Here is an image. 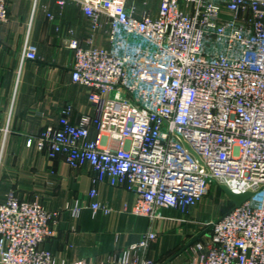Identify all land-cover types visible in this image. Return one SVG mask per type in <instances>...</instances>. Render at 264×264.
<instances>
[{
  "label": "built area",
  "instance_id": "obj_1",
  "mask_svg": "<svg viewBox=\"0 0 264 264\" xmlns=\"http://www.w3.org/2000/svg\"><path fill=\"white\" fill-rule=\"evenodd\" d=\"M9 1L0 0V27ZM73 1L93 33L105 20L110 47L68 42L72 80L88 87L94 113L72 122L68 105L38 148L52 160L63 155L73 169H93L94 210H111L98 199L102 183L133 192V212L150 218L164 208L187 214L214 186L251 191L204 222L209 229L187 248L186 264H264V0H161L156 17H138L128 0ZM38 58L27 38L22 60ZM79 208L78 201L64 205ZM59 214L9 191L0 203V264H66L44 247ZM157 238L151 230L122 248L120 263L160 264L146 253Z\"/></svg>",
  "mask_w": 264,
  "mask_h": 264
},
{
  "label": "crops",
  "instance_id": "obj_2",
  "mask_svg": "<svg viewBox=\"0 0 264 264\" xmlns=\"http://www.w3.org/2000/svg\"><path fill=\"white\" fill-rule=\"evenodd\" d=\"M160 1L128 0V5L135 7L138 17L145 12L156 17ZM27 38L38 46L40 58L22 60ZM73 39L85 47H110L109 25L104 20L93 33L90 19L73 0L63 6L57 0H38L35 9L34 0L9 1L8 20L0 27V203L13 190L20 199H37L49 209H59L52 223L54 233L44 247L66 264H105L110 257L121 264V249L151 230L158 232V238L147 255L160 264H186L188 249L172 256L200 233L201 222L209 220L200 219L211 205L208 197L187 214L164 208L162 217L150 218L133 212V192L102 183L97 184L98 199L111 210H94L89 196L93 169L89 165L73 169L63 155L52 160L38 148L42 131L49 124L58 125L68 105L72 122H78L84 112L94 113L88 87L72 80L75 53L68 42ZM97 134L95 126H90V138ZM101 142L116 145L108 136L101 137ZM76 201L77 213L64 209L66 203Z\"/></svg>",
  "mask_w": 264,
  "mask_h": 264
},
{
  "label": "rangeland",
  "instance_id": "obj_3",
  "mask_svg": "<svg viewBox=\"0 0 264 264\" xmlns=\"http://www.w3.org/2000/svg\"><path fill=\"white\" fill-rule=\"evenodd\" d=\"M217 190H219V192H217ZM206 197H208L209 200L211 201L210 204L212 206L214 205L213 206L214 210L211 207V205H209L208 209H206V211H205L206 213H203L202 216H200V219H202V218L207 219L209 217H210L209 220L215 219V218L219 217L221 215V213L224 212L232 204V202H230L231 200L229 201V203L227 202L228 196L225 194L223 189L221 187H218V186H214L212 188L210 194H208ZM212 212H214V213H212ZM206 221H208V220H206ZM200 225H201V227H198V228L202 230L204 222H201ZM190 240L191 239H189L188 241H190ZM187 255H188V257L185 259V261H188V258H190V256H191L190 251L187 252Z\"/></svg>",
  "mask_w": 264,
  "mask_h": 264
},
{
  "label": "water",
  "instance_id": "obj_4",
  "mask_svg": "<svg viewBox=\"0 0 264 264\" xmlns=\"http://www.w3.org/2000/svg\"><path fill=\"white\" fill-rule=\"evenodd\" d=\"M221 188L223 189V191L225 192V194L228 196V198L233 203V207L239 206L242 202H244L246 199H248L251 196V194H252L251 191H246V192H242V193H235L230 188H228L225 184H222L221 185ZM208 229L209 228H206V229L202 230L200 233H198L197 235H195L190 241H188L185 245H183V247H181L172 256V258L175 257V256H177L179 253H181L185 249H187L193 242H195L196 240H198Z\"/></svg>",
  "mask_w": 264,
  "mask_h": 264
},
{
  "label": "trees",
  "instance_id": "obj_5",
  "mask_svg": "<svg viewBox=\"0 0 264 264\" xmlns=\"http://www.w3.org/2000/svg\"><path fill=\"white\" fill-rule=\"evenodd\" d=\"M232 207H233V203L224 212H222V214L225 213V212H227V211H229Z\"/></svg>",
  "mask_w": 264,
  "mask_h": 264
}]
</instances>
